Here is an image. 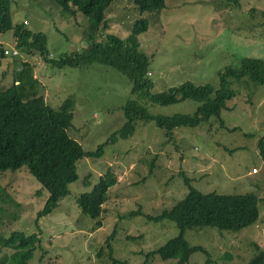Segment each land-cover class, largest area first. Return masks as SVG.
Masks as SVG:
<instances>
[{
    "label": "rangeland",
    "instance_id": "374dc122",
    "mask_svg": "<svg viewBox=\"0 0 264 264\" xmlns=\"http://www.w3.org/2000/svg\"><path fill=\"white\" fill-rule=\"evenodd\" d=\"M10 8L13 24L44 36L46 56L16 46L13 29L0 33V48L18 51L0 57V92L13 83L22 62H29L49 107L60 109L66 100L72 101L68 133L86 152L95 151L122 127V106L129 100L154 116L193 115L199 104H151L131 95L129 79L114 68L60 65L57 61L64 54L84 53L92 40H106L108 35L128 39L134 20L141 16L148 25L134 36L135 50L149 57L151 93L186 81L217 88L226 68L237 72L242 59L264 60V0H165L160 24L151 18L149 22L147 12L139 14L131 0H113L98 28L80 13L63 12L53 0H12ZM225 80L235 96L226 102L220 119L177 128L170 140L152 122H135L132 135L108 144L102 157L78 161L68 195L46 215L38 212L48 193L25 166L0 172V234L38 235L29 264H111V234L117 264H179L156 254L145 258L180 232L174 221L146 216H156L181 200L189 190L188 176L204 193H255L260 217L238 231L186 229L190 245L202 246L207 253L195 251L185 264H245L257 249H264V160L258 148L264 136V85L248 75L228 73ZM108 169L116 182L108 189L101 216L93 219L81 212L76 199L90 192Z\"/></svg>",
    "mask_w": 264,
    "mask_h": 264
},
{
    "label": "trees",
    "instance_id": "16d2710c",
    "mask_svg": "<svg viewBox=\"0 0 264 264\" xmlns=\"http://www.w3.org/2000/svg\"><path fill=\"white\" fill-rule=\"evenodd\" d=\"M11 1L0 0V33L13 29L17 37L16 46H25L27 51L39 50L45 58L44 36L31 33L18 23H12ZM53 1L68 15L80 13L87 18L91 26L98 28L104 23L105 13L113 0ZM131 2L139 14L147 12L149 22L151 18L160 24V12L165 6V0ZM147 25L148 20L140 16L134 20L128 39L108 35L106 40H92L86 52L64 54L57 63L79 68L94 63L107 65L129 79L131 95L159 106L194 101L199 106L193 115L154 116L135 100H129L122 106V127L111 134L95 151L86 152L68 133L72 127V101L66 100L60 109L49 107L44 100L43 86L34 76V66L29 62H22L21 68L13 73V83L0 92V172L25 166L39 181L48 196L38 216L50 213L59 201L68 195V185L77 179L78 161L84 157H102L108 144L132 135L135 122H152L154 126L164 130L170 140L173 138V130L177 128H196L211 118L220 119L221 112L227 109L226 102L235 96L226 83V74L230 73L236 77L248 75L264 85V60L242 59L240 70L234 72L226 68L220 74V84L217 88L209 83L197 85L186 81L161 92H149L151 82L146 77L149 57L135 50L134 40V36L144 32ZM4 56L3 49L0 48V57ZM258 148L264 160V136L260 139ZM115 182V174L108 169L90 192L79 194L76 202L81 212L93 219L99 218L108 189ZM185 182L189 190L181 200L169 209H163L156 216H146L156 221H174L180 229L179 234L168 239L156 250L146 253L145 258L156 254L161 259H177L179 264H185L195 251L207 253L202 246L190 245L185 238L186 229L209 226L220 230L238 231L256 223L260 217V198L253 192L204 193L192 184L193 181L188 176H185ZM6 197L10 199L7 194ZM112 236L113 234L107 239V247L111 264H117L119 261L112 257L109 244ZM38 242L36 233L26 235L22 231H13L7 237L0 234V264H29ZM245 264H264V249H257Z\"/></svg>",
    "mask_w": 264,
    "mask_h": 264
},
{
    "label": "built area",
    "instance_id": "2783aa9c",
    "mask_svg": "<svg viewBox=\"0 0 264 264\" xmlns=\"http://www.w3.org/2000/svg\"><path fill=\"white\" fill-rule=\"evenodd\" d=\"M3 53L4 54H11V55H18V51H16L13 48H4ZM254 171H256V169H254Z\"/></svg>",
    "mask_w": 264,
    "mask_h": 264
}]
</instances>
